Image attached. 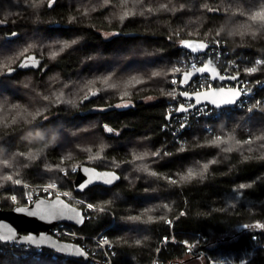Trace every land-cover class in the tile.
Returning a JSON list of instances; mask_svg holds the SVG:
<instances>
[{
	"label": "trees",
	"instance_id": "16d2710c",
	"mask_svg": "<svg viewBox=\"0 0 264 264\" xmlns=\"http://www.w3.org/2000/svg\"><path fill=\"white\" fill-rule=\"evenodd\" d=\"M48 3L0 0V208L59 186L86 219L56 236L90 259L0 247V264H264V85L198 119L183 144L164 129L185 39L218 44L230 71L264 81V22L249 19L264 0H127L136 14L123 20L124 0ZM218 136L240 144L225 151ZM81 164L121 180L76 191ZM189 170L203 175L182 180Z\"/></svg>",
	"mask_w": 264,
	"mask_h": 264
},
{
	"label": "water",
	"instance_id": "95a60500",
	"mask_svg": "<svg viewBox=\"0 0 264 264\" xmlns=\"http://www.w3.org/2000/svg\"><path fill=\"white\" fill-rule=\"evenodd\" d=\"M17 36L15 33L10 38ZM186 44L191 46H186ZM200 45H204V47L200 48ZM210 46L211 44L208 42L197 39H185L180 44L182 49L192 54H203ZM193 49L196 50L194 51ZM33 59L36 61L35 65L32 63ZM39 63V60L31 58L26 60L22 67L26 69L37 67ZM206 66L209 69H214V72L211 70L197 71V69H202ZM200 75H209L211 79L220 82L233 79L231 75L221 74L220 69L211 60H206L203 65L193 70L185 71L182 74L180 86L182 88L187 87ZM181 97L191 100L193 103L187 106L180 105L176 111L167 115L168 121L175 115L191 111L202 104H209L219 108L232 107L241 98V91L238 88L218 86L194 93L183 91ZM75 172L73 183L75 190L79 192L95 185L112 187L121 180L119 172L115 170L98 169L88 164L79 165ZM109 179L112 180L111 183H107ZM89 180H91L90 183L88 182ZM81 185L85 186L81 187ZM19 209H25L26 211H19ZM85 219L84 209L71 203L66 198L62 196H54L52 198L39 196L29 205H15L11 209L0 208V236H12L13 238L10 240H2L7 243L44 247L66 256L88 260L90 255L83 246L75 242L62 240L52 233V229L58 224L81 225ZM237 235L238 233L235 234V236Z\"/></svg>",
	"mask_w": 264,
	"mask_h": 264
},
{
	"label": "built area",
	"instance_id": "2783aa9c",
	"mask_svg": "<svg viewBox=\"0 0 264 264\" xmlns=\"http://www.w3.org/2000/svg\"><path fill=\"white\" fill-rule=\"evenodd\" d=\"M187 53V58L183 61V67L184 71L193 70L201 65H203L206 60H211L213 64H215L219 69L221 74L223 75H231L233 76V79L231 81H216L211 79L209 75H200L197 76L187 87L182 88L180 86L181 84V78L182 74L180 71L175 72L172 74L171 81L173 84V90L175 92V97L178 101H171L170 102V110L171 112H174L178 109L180 105H191L193 101L183 99L181 97V94L183 91L194 93L198 91L207 90L209 88H213L216 86H225V87H231V88H238L241 91V98L235 103L232 107H225V108H219L214 107L209 104H202L197 106L191 111L184 112L179 115H175L172 118V123L170 126H165L164 129H169V131L173 134V137L178 142V144H183L185 140V134L188 130H190L194 122H196L201 117H216L221 115L225 110H228L230 108H243L247 102H249V99L252 98L259 87L264 85V81L256 80V81H250L247 78H242L238 72L236 71H230L226 65L225 61L223 59V51L220 48V46H210L207 51L203 54H192L188 51H185ZM261 61V60H257ZM262 62V61H261ZM264 62V61H263ZM75 170V169H74ZM43 191L47 194L48 197H51V191L47 189V187H42ZM40 188H35L31 191H27L25 194V201L26 204H31L37 197L40 195ZM60 227L55 226L52 230V233L56 235H65L70 236L72 234L69 233V231L64 228L65 223L59 224ZM0 247L2 248H8L11 250H14L16 252H20L22 254L30 253V252H43L45 251L42 247H34L29 245H22L20 243H7L2 240H0ZM53 254H56L58 252L52 251ZM61 254V253H60ZM64 255V254H63ZM66 256V255H65Z\"/></svg>",
	"mask_w": 264,
	"mask_h": 264
},
{
	"label": "snow or ice",
	"instance_id": "6c2138e0",
	"mask_svg": "<svg viewBox=\"0 0 264 264\" xmlns=\"http://www.w3.org/2000/svg\"><path fill=\"white\" fill-rule=\"evenodd\" d=\"M54 2H55V0H49L48 6L51 7ZM134 2L135 3H139V2H141V0H134ZM126 5H127V0H124V10L122 11V14L120 15V19L121 20H123V19H125L127 17L133 16V15L136 14L133 9L127 8ZM161 7L164 8V7H166V5H161ZM209 10H211V9H209ZM148 11H152V9H148ZM249 19L251 21H254V22L255 21L264 22V9H262L260 11H256V12L250 14ZM240 34H243V33H240ZM72 43H75V41H72ZM186 46H189L190 47L191 45H187L186 44ZM67 47H69V44L68 43H64L62 45L61 50H63V48H67ZM199 47L200 48H203L204 45H200ZM193 50L195 51L196 49H193ZM53 55L55 56L56 53H53ZM32 63H33V65H35L36 61L33 59ZM259 63H262V62L261 61H257V64H259ZM24 66H27V65H24ZM206 70H211V71L214 72V69H209L207 66L205 68H202V69H197V71H206ZM256 70L257 69L255 67L250 68V69H247V71L250 72V73L251 72H255ZM133 79H135V78H133ZM137 82H139V81H137ZM105 83H107V81H105ZM92 94H95V93H92ZM86 98H87V96L85 97V99ZM36 115H38V113ZM33 119H35V116H33ZM107 130L108 131H112V129H107ZM212 143L213 144H216V145H219V144H230L229 147H227V148L224 149L225 151H232L234 146H238L240 144L239 141H234L233 142V138L232 137H228L227 139H224V138L219 137V136L216 137V139L213 140ZM247 143H251V141H248ZM142 158L143 157H137V159H142ZM207 168H208V164L203 165V169L204 170H206ZM152 174L155 175V173H152ZM197 175H201L202 176L203 175V171L196 172L194 170H189L188 173H187V175L184 176V177H182L181 179L182 180H189V179H192V178L196 177ZM5 179L12 180V177L11 176H7V177H5ZM88 182L90 183L91 180H89ZM111 182H112L111 179H109L107 181V183H111ZM171 182L172 183H176V181H171ZM14 183L19 184L20 181L19 180H16V181H14ZM84 186L85 185H81V187H84ZM48 187L51 188V187H54V185H49ZM241 187H244V185H241ZM12 199L15 200V197L13 196ZM88 207L89 208H92L93 205H88ZM100 210L102 211L103 208H101ZM19 211H26V210L25 209H19ZM33 214H35V213H33ZM130 219H132V220H138L140 218L139 217H130ZM149 219H151V218H149ZM259 227H264V225H259ZM12 238L13 237L10 236V235L0 236V240H10ZM105 243H107V241H105Z\"/></svg>",
	"mask_w": 264,
	"mask_h": 264
},
{
	"label": "rangeland",
	"instance_id": "374dc122",
	"mask_svg": "<svg viewBox=\"0 0 264 264\" xmlns=\"http://www.w3.org/2000/svg\"><path fill=\"white\" fill-rule=\"evenodd\" d=\"M107 36H110V35H107ZM130 103L129 102H125V101H122V103H120L118 106L119 107H123V106H125V107H127L128 105H129ZM110 133V132H109ZM78 166H73L72 167V169L74 170V169H76ZM49 185H54V187H48ZM45 187H47V189H49V191H51V194H50V196L51 195H53V196H62V197H64V198H66L67 200H73V196L69 193V192H67V191H65V190H63V189H61L59 186H57V185H55V184H47V186H45ZM61 191V192H60ZM65 192V193H64ZM47 193V192H46ZM62 194H64V195H62ZM46 197H48V196H46ZM48 198H52V197H48ZM97 241H98V239H97Z\"/></svg>",
	"mask_w": 264,
	"mask_h": 264
},
{
	"label": "bare ground",
	"instance_id": "6f19581e",
	"mask_svg": "<svg viewBox=\"0 0 264 264\" xmlns=\"http://www.w3.org/2000/svg\"><path fill=\"white\" fill-rule=\"evenodd\" d=\"M186 57V56H185ZM187 58V57H186ZM183 62V61H182ZM175 94V93H174ZM253 98V97H252ZM171 111V110H170ZM171 113V112H170ZM178 143V142H177ZM61 192V191H60ZM65 193V192H64ZM62 195H64V194H62ZM52 196V195H51ZM60 238V237H59ZM31 253H34V252H31Z\"/></svg>",
	"mask_w": 264,
	"mask_h": 264
}]
</instances>
